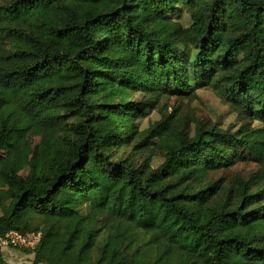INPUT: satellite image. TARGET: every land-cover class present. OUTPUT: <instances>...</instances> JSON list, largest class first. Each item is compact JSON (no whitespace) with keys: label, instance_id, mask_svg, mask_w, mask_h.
I'll return each mask as SVG.
<instances>
[{"label":"trees","instance_id":"trees-1","mask_svg":"<svg viewBox=\"0 0 264 264\" xmlns=\"http://www.w3.org/2000/svg\"><path fill=\"white\" fill-rule=\"evenodd\" d=\"M205 88L238 131L169 113ZM0 178L34 264H264V0H0Z\"/></svg>","mask_w":264,"mask_h":264},{"label":"rangeland","instance_id":"rangeland-1","mask_svg":"<svg viewBox=\"0 0 264 264\" xmlns=\"http://www.w3.org/2000/svg\"><path fill=\"white\" fill-rule=\"evenodd\" d=\"M181 23L189 26L190 18L188 13L185 11L181 14ZM198 98L190 101H180L176 98H171L165 101L168 107L169 113H172L174 107H181L187 114L195 115L198 119L210 122L213 124L220 125L224 130L238 131L240 124L237 122L236 114L230 109L229 106L225 105L219 96L209 88L200 89L197 91ZM140 95H135L129 100H140ZM160 119L158 111H153L141 121H139V131H145L150 124ZM255 127L258 124L254 125ZM40 148V137L37 136L33 131L27 135V145L24 153L19 158L18 162V173L26 177L30 171V164L32 161L38 158V151ZM131 145L127 147H115L112 150V156L115 159L126 158L131 154ZM7 152L4 153L6 155ZM142 159H140L141 161ZM162 163L160 157H154L151 165L153 168H157ZM258 166L254 162L239 163L231 168L223 169L217 173L212 174L214 181L222 182V185L228 186L231 181L235 178L236 174H240L243 178L247 179L251 174L256 172ZM11 203V199L7 194V186L0 178V216L2 215V207L7 206ZM0 254L3 255V264H34V256L24 251L12 248V247H0Z\"/></svg>","mask_w":264,"mask_h":264},{"label":"built area","instance_id":"built-area-1","mask_svg":"<svg viewBox=\"0 0 264 264\" xmlns=\"http://www.w3.org/2000/svg\"><path fill=\"white\" fill-rule=\"evenodd\" d=\"M41 233H28L26 235L11 231L0 237V247L34 250L41 242Z\"/></svg>","mask_w":264,"mask_h":264}]
</instances>
